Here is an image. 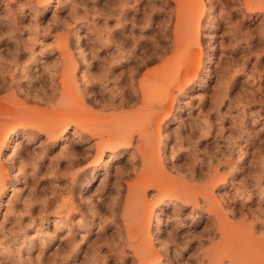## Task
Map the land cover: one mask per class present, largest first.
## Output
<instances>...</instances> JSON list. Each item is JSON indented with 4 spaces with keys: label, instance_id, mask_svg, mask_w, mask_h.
<instances>
[{
    "label": "rangeland",
    "instance_id": "374dc122",
    "mask_svg": "<svg viewBox=\"0 0 264 264\" xmlns=\"http://www.w3.org/2000/svg\"><path fill=\"white\" fill-rule=\"evenodd\" d=\"M7 2L0 0V98L12 91L33 109H49V125L61 116L54 106L62 60L56 36L75 62L82 99L77 115L91 130L102 127L99 134L118 115L134 118L143 77L155 83L147 92L146 124H153L146 125L144 148L131 153L121 147V156L109 159L108 173L102 163L111 148L97 158L94 130H80L85 123L76 133L67 125L50 138L36 124L27 126L31 134L25 136L8 129L0 150V264H136L130 245L142 235L157 248L154 237L166 240L167 251L160 249L164 264L169 258L168 264H207L210 249L222 264L233 249L241 262L264 255V195L257 203L255 188L258 181L264 186V127L256 116L264 108L259 0H203L198 41L188 58L172 56L176 0H58L54 10L55 0ZM183 71L194 76L177 90L171 77ZM168 103L165 114L160 106ZM156 110L162 120L155 119ZM21 158L25 178L18 170ZM37 158L33 173L29 162ZM202 184L208 198L195 191ZM133 185L153 211L147 233L128 238L122 206ZM159 207L168 224L166 215H154ZM55 214L63 221L54 224ZM244 240L250 247L240 246ZM176 244L177 256L171 254Z\"/></svg>",
    "mask_w": 264,
    "mask_h": 264
},
{
    "label": "bare ground",
    "instance_id": "6f19581e",
    "mask_svg": "<svg viewBox=\"0 0 264 264\" xmlns=\"http://www.w3.org/2000/svg\"><path fill=\"white\" fill-rule=\"evenodd\" d=\"M7 1L9 2V0H7ZM41 1H47V0H37V2H41ZM57 2H58V0H55V6L53 7V10L57 7ZM176 2L178 3V6H177V17L178 18L176 21V26H175L176 28L174 27V29H175V31H174L175 44L173 46L174 49H173V55L172 56L186 55V57L188 58V56L194 50L193 46H195L197 41H198V36H199L198 29H199V25H200L199 23L201 20V15L203 13V10L205 8V4H204L203 0H176ZM251 2H249V3H251ZM208 5L211 6L212 3L210 2V3H208ZM256 7L258 8L259 14L262 15L260 21L264 22V0H259V3L256 5ZM55 38L56 39L54 40L55 41L54 46H55V49L58 51V54L61 55L62 60L61 61L57 60L59 65H60L59 68L61 71L60 70L59 71H60V75H61V80H60V76H59L60 89H59V91L57 90L58 91L57 93H55L58 96H55L57 98L55 101L56 103L54 102V106H56V108L58 107L57 113L61 114V116H59V119H58V116H57V118H55L56 117V115H55V117H54L55 121H53L54 124L52 123V125H49V116H50L49 115V109H47V110H45V109L39 110V109H35V108L33 109V108L25 105L24 103L20 102L16 98V96L13 95L14 93L13 94L11 93L12 91L10 93H8L9 96L6 93L7 94L6 96H8V98L7 97L6 98H4V97L0 98V150H1V147L3 146V144L5 143V138L7 137L6 134H7L8 129H10V128H12L14 130L16 129L17 132L14 135L23 134L25 136V134H29V133L31 134V132H30L31 130H28L29 128L27 126L32 125L31 127H33V125L36 124L35 125L36 130L40 133L42 132L45 138H50V137H54L58 132H63V130L65 131V128L67 127V125H72L74 128L72 129L71 133H76L77 129H78L77 126L82 123L81 121L83 119H81V118H83V117L79 118L77 115V113L79 114L80 111H82L81 106H80L82 99H81L80 91L77 88L76 81L74 78L75 62L73 59L70 58L69 51L67 50V44H65L63 38L61 36H56ZM180 50L184 51V54H179L178 51H180ZM197 56H199V53L197 54ZM170 63H172V62H169V64ZM262 71H264V68ZM189 72L190 71H183V73L181 75H179L180 74L179 73L176 78H174V75L172 74L173 77H171V80L175 81V84H173L172 87H176L175 89L179 90V89H182L185 85H187L192 80L191 76H194V74L191 75ZM165 75H163L164 78L170 79V77H165ZM154 81L152 79H149V78L144 79V77L142 78L141 81H139V87L141 90V100H140L139 104H137L136 108H133L134 110L132 109L133 111L131 113H135L134 118L129 119V116L131 114L130 115L127 114L128 116H126V115L125 116L124 115L119 116L118 115V118L115 119L116 123L113 120L114 123L112 125L110 124V127L108 129H107L108 125L105 126L106 130H107L105 132V134H99L100 133L99 130L101 131L100 128H102V127H100V128H93L92 127V130H94L93 132L96 134L95 141H93V146L95 148L96 157L100 158L101 153H103L104 148H111L109 154L107 155V159L104 160L102 163L103 164L102 170H104V173H108L109 159L114 157V156L116 157L117 155H118V157L121 156V152L123 151V150H120L121 147H131V149L130 148L129 149L132 153L134 148L136 150H138L137 149L138 147H142V145L145 146L143 144L145 141L143 135H144V131L146 129V125L149 126V125L153 124L151 122L146 124V116L148 119V115H146V113L149 109H151L147 105V99H148L147 92H148L149 86ZM173 81H171V83ZM19 86H21V85H19ZM19 86H18V88H19ZM156 86H157V84H156ZM48 100H50V98ZM166 105L160 106L163 108V110H165V114L170 111L169 109L171 108V103L170 104L168 103L167 106ZM62 107H64V108H62ZM51 108H53V105L51 106ZM51 111H53V110H51ZM156 111H158V112L153 113V114H155V119H158V121L162 120L163 116L160 114V111L159 110H156ZM151 112H153V111L150 110V113ZM128 113H130V111H128ZM256 116L261 117L263 119L262 125L264 127V108H260L259 110H257ZM84 118L87 121L86 117H84ZM149 119H151V118H149ZM153 119H154V117H153ZM89 121H91V120H88L87 122H89ZM93 121H94V119H93ZM158 121H156V123ZM83 123L86 124V122H83ZM89 123H88V125H89ZM158 123H160V122H158ZM92 124H94V127H95V123L92 122ZM58 125L60 126V128L57 127ZM105 127H104V129H105ZM90 128H91V126L87 127V124H86V127H83V128L81 127L80 130L82 133L83 132L89 133L92 131ZM104 129L102 130V132L105 131ZM97 132H99V133H97ZM134 132L138 136L135 134L136 135V138H135L136 141H135V146L133 147V146H131V144L133 143L132 141H133V133ZM146 132H147V130H146ZM62 137H63L62 139L65 140L66 136H62ZM118 145H120V147ZM115 146H118V150L112 149ZM142 148H144V147H142ZM64 149H66V148H64ZM140 149H139V151H140ZM136 150H134V151H136ZM140 155L143 158L141 153H140ZM18 157H21V156H18ZM142 158H140V160ZM35 160L36 161H34V162L33 161L29 162L30 163V169L32 172L37 168V166H38L37 163L41 162L40 161L41 158H37ZM141 161H144V159ZM23 162H24V160L22 161V158H21V160H19V163L21 164V166H19L18 170H21L22 177L25 178V167H26L27 163H23ZM47 166H49V161L47 162ZM97 170L98 169L96 166L93 167L92 175L96 174ZM4 176H5V170L0 164V194H1V191H2L3 186H4V183L2 180V178ZM255 185H256L255 188L257 187L256 190H258V192H259L258 199H257V203H258L261 200L262 196L264 195V186L261 183H259V181L256 182ZM12 189H13V187L10 189L11 192H12ZM195 191H197L196 193H199L200 197L203 199L209 195L207 187L205 184L198 186L197 189L195 188ZM138 193H140V192L136 186L133 185V187H129L126 190L125 200H124L123 206H122V211H123L124 217H125L122 222L124 225V229L126 231L125 233H127L128 238L134 237L135 235L138 234L137 232L141 233L144 231L147 233V230L149 227V219L151 218V212L153 211L152 204L149 203L147 200H143V198H141L140 196L137 195ZM132 198H133V200H131ZM134 199H136V200H134ZM258 209L260 210L259 206H257V210ZM71 210H73V208L69 207V208H67L66 212L69 213V212H71ZM60 215L63 216L62 214H55L54 218H52L51 221H53L55 224V222L59 221V219L61 217ZM154 215L157 217L159 215H166V213L164 212L163 208L159 207ZM64 218L65 217H63V219ZM177 218H178V216H177ZM157 219H160V218H157ZM60 220H62V219H60ZM82 220H83V215L80 216L78 222H82ZM168 221H169L168 215H166L164 222L167 223ZM165 223H163V224L166 225ZM139 228H141V229H139ZM158 228L159 227H157V229H156L157 231L163 230V229L160 230ZM130 235H134V236H130ZM125 236H126V234H125ZM135 237H137V236H135ZM154 239H155V241H157L159 248L155 247V245L151 242L152 238L149 237L148 235H144V236L142 235V237L140 239H137V240H139L138 242H135V243L133 242L130 245L132 254L135 256V259H136V264H164V263H161L162 254L160 252V249H161L162 253H163V251L164 252L167 251L168 246H166V240L165 241H160V240L158 241L157 237H154ZM226 243L228 244L229 242H226ZM240 243H238V244L240 245ZM184 244H186V242ZM224 244H225V242H224ZM224 244L222 243V245H224ZM249 245H248L247 240L246 241L244 240L240 246L241 247H245V246L250 247ZM235 246H233V248ZM176 247H177V244L174 245L173 249L171 250L172 255H176V253L178 254V252H176ZM226 248H227V246H226ZM236 248H237V246H236ZM211 250L212 249L207 250L204 253V255L206 256L207 264H215L219 260L218 253L212 252ZM233 250H231V251L229 249L227 250V251H230L227 253L228 264H264V255L259 256V254H257L258 256H255V259L257 257L258 258L256 261L254 260L255 262H253V263H252V261L251 262L248 261L246 259L247 257L245 258V260H243L241 262L242 259L239 261V258H241V257L240 256L238 257L236 252ZM172 257H174V256H172ZM170 261H172V259L170 260V258H169L168 263H170ZM219 261H220V264H222L221 260H219ZM166 263H167V261H166Z\"/></svg>",
    "mask_w": 264,
    "mask_h": 264
}]
</instances>
